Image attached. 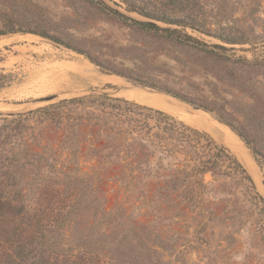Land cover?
I'll use <instances>...</instances> for the list:
<instances>
[{
	"label": "rangeland",
	"instance_id": "1",
	"mask_svg": "<svg viewBox=\"0 0 264 264\" xmlns=\"http://www.w3.org/2000/svg\"><path fill=\"white\" fill-rule=\"evenodd\" d=\"M101 3L176 36L133 24ZM0 27L22 31L0 36V74L9 75L0 89V201L32 215L55 205L72 213L62 236H46L59 249L39 248L20 264H264V187L246 164L255 191L236 176L206 173L191 200L143 201L136 198L146 195L141 187L127 199L116 187L99 193L76 180L91 161L60 144L62 118L60 124L55 110H42L103 93L133 101L123 94L141 88L189 114L197 107L174 96L191 101L203 119L216 115L202 107H220L264 141V68L249 66H264V0H0ZM85 72L116 76L121 85L96 86ZM259 149L264 154V144ZM12 156L15 162L4 161ZM256 162L264 178V163ZM81 241L84 259L63 257L67 249L76 254Z\"/></svg>",
	"mask_w": 264,
	"mask_h": 264
},
{
	"label": "trees",
	"instance_id": "2",
	"mask_svg": "<svg viewBox=\"0 0 264 264\" xmlns=\"http://www.w3.org/2000/svg\"><path fill=\"white\" fill-rule=\"evenodd\" d=\"M103 6L133 24L176 36L175 30L161 29L154 23L136 21L104 4ZM128 8L134 10L131 6ZM18 32L22 31L0 27V36ZM25 32L46 37L44 33L38 31ZM185 38L186 42L199 44L190 37ZM213 47L220 48L218 45ZM87 58L100 67L91 57ZM249 66L264 68L257 63ZM8 77L9 75L0 74V89L7 85ZM174 97L197 108L201 107L181 97ZM65 108L69 109L67 114L62 110ZM202 108L214 113L216 120L226 125L256 160L264 163V154L259 149V144L260 146L264 144L263 140H256L248 135L240 124L230 119V115L224 109L216 106L210 109ZM45 109L47 112L55 110L60 124L61 118L64 121L63 130L65 129L66 133H63L60 144H72L75 152L71 155L74 158L77 155L78 159L84 151L91 161L89 170L84 175L77 176L76 180L96 192L100 193L106 187L110 190L116 187L118 191L127 194V199L133 198L138 187H141L146 190V195L136 198H142L143 201L147 199L153 202V198L169 200L177 197L191 200L194 197V190L200 185L203 186L201 178L206 173L236 176L247 182L255 191L252 178L226 146L216 142L207 132L191 127L161 110L123 98L110 97L106 93L63 99L56 105L44 107L42 110ZM20 125L21 120H18L16 127L19 129ZM21 145L30 147L25 143ZM14 158L5 157L4 161L11 163ZM154 188L157 190L161 188V194L155 197L148 194ZM257 197L260 198L258 195ZM61 208V205H55L51 208L54 211L48 213L42 211L39 215H32L25 213L23 205H11L9 202L0 201V262L20 264L27 258L35 257L39 248L46 247L51 253L59 249V243L50 242L46 236L49 234L62 236L64 224L69 222L68 216L72 213L62 215L57 212ZM43 230L47 233H43ZM35 239H39V246L34 244ZM84 242H79L76 254H68V249L63 250L66 251V254H62L63 257L70 255L71 258L84 259L87 256Z\"/></svg>",
	"mask_w": 264,
	"mask_h": 264
},
{
	"label": "bare ground",
	"instance_id": "3",
	"mask_svg": "<svg viewBox=\"0 0 264 264\" xmlns=\"http://www.w3.org/2000/svg\"><path fill=\"white\" fill-rule=\"evenodd\" d=\"M83 64L86 67L91 66V64L86 62H83ZM85 76L89 81V83H93L96 86L107 83L120 84L119 78L113 75H106L101 73L94 75V74H87V72H85ZM123 96H125V98L127 99L133 100L142 105H146L154 109L167 112L177 117L178 119L184 121L188 125L197 127L207 132L212 137H214V139L220 140L221 143L224 146H226L233 155H235V157L240 163L246 164V166L250 167L254 172V174L257 176L256 178H258V174L256 172V165L254 164V161L252 160L250 154L248 153V150L245 148L242 141L227 127L212 120L205 113L203 115L207 121L203 119L202 116L200 115L202 112L198 114V112L192 111L193 113L189 114L182 107L178 105L179 102L177 101L172 102L167 96L163 94L150 92L141 88H135L129 90L125 92ZM0 107H2V104H0ZM0 109H4V108H0Z\"/></svg>",
	"mask_w": 264,
	"mask_h": 264
},
{
	"label": "water",
	"instance_id": "4",
	"mask_svg": "<svg viewBox=\"0 0 264 264\" xmlns=\"http://www.w3.org/2000/svg\"><path fill=\"white\" fill-rule=\"evenodd\" d=\"M148 22V21H147ZM151 23V22H150ZM193 111H198V109L197 108H191ZM1 113H3L2 111H0V115H1ZM216 121V120H215ZM217 123H219V124H221V125H223V126H225V127H227L226 125H224V124H222V123H220V122H218V121H216ZM228 128V127H227ZM229 129V128H228ZM230 130V129H229ZM231 131V130H230ZM232 132V131H231ZM243 143V142H242ZM244 144V143H243ZM245 146V145H244ZM246 147V146H245ZM247 149V148H246ZM248 150V149H247ZM249 152V151H248ZM250 153V152H249ZM251 155V154H250ZM251 157H252V159L254 160V163H255V165H256V167H257V171H258V179H259V182L263 185V187H264V178L261 176V172H260V168L258 167V165H257V162H256V160H255V158L251 155Z\"/></svg>",
	"mask_w": 264,
	"mask_h": 264
}]
</instances>
